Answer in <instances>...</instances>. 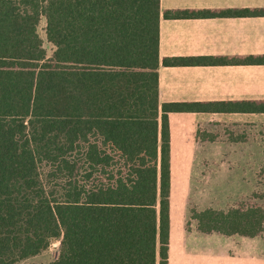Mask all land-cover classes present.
<instances>
[{
  "label": "trees",
  "instance_id": "trees-1",
  "mask_svg": "<svg viewBox=\"0 0 264 264\" xmlns=\"http://www.w3.org/2000/svg\"><path fill=\"white\" fill-rule=\"evenodd\" d=\"M160 20V0H0V264H170L169 113H264V98L160 104ZM193 218L264 231L262 205ZM56 240L55 259L34 260Z\"/></svg>",
  "mask_w": 264,
  "mask_h": 264
},
{
  "label": "crops",
  "instance_id": "crops-1",
  "mask_svg": "<svg viewBox=\"0 0 264 264\" xmlns=\"http://www.w3.org/2000/svg\"><path fill=\"white\" fill-rule=\"evenodd\" d=\"M160 6L158 70L160 104L264 98V64L239 62L248 56L264 55V0H160ZM227 9H250L252 13L249 15L208 13ZM167 11H185L190 14L179 17L165 16ZM165 57H224L231 61L223 64L165 65L163 63ZM247 114L257 113H169L171 193L173 146L176 147L175 155L180 151L178 147H185L182 153L195 156L193 161L184 167L185 175L192 179L196 176L194 165L212 161L213 146L217 143L224 144L225 139H222L221 131L219 133L215 131L217 128L219 130L221 125H225V128L220 130L226 129L234 133L233 138H227V142L238 145L244 142L246 134L239 135L237 130L243 127L246 121L256 119L246 116ZM190 146L198 148L191 150ZM181 176L179 182L183 187L179 186V192L183 197L185 189H188V178L183 179ZM182 180L187 181L182 183ZM189 223V217L184 218L181 223L184 227L181 239L185 242L192 233H195L189 230ZM171 230L170 206L169 262L173 264ZM188 251L182 250L179 253L181 261L175 264H197L196 261L192 262V259L199 254Z\"/></svg>",
  "mask_w": 264,
  "mask_h": 264
},
{
  "label": "rangeland",
  "instance_id": "rangeland-1",
  "mask_svg": "<svg viewBox=\"0 0 264 264\" xmlns=\"http://www.w3.org/2000/svg\"><path fill=\"white\" fill-rule=\"evenodd\" d=\"M44 28L43 19L39 25V32L50 55L52 45L46 40ZM242 116L244 117L243 114ZM246 116L256 119L246 121L245 125L237 130L239 135L246 134L245 143L240 142L238 145L227 142L233 138L234 133L226 129L220 130L225 128V125H221V128L215 131L217 133L221 131L222 139H225L224 144L217 143L213 146L212 161L194 165L196 176H192V179L185 175L184 167L193 161L195 156L182 153L185 147H178L180 151L175 155L176 147L173 146L171 193L173 264L181 261L179 253L182 250L197 252L199 255L192 259V262L196 261L197 264H264V231L254 237L239 233L227 235L217 231L207 233L199 229V221L193 218V211L228 210L239 205L245 208L252 205L264 207V114ZM189 148L193 150L198 147ZM180 176L183 179L188 178L185 197L179 192V186L183 187L179 182ZM187 180H182V183ZM188 217L189 230L195 233H192L185 242L181 239L184 230L181 223ZM201 231L203 233H200ZM59 249L60 241L56 240L46 253L34 260L38 262L53 260L58 256Z\"/></svg>",
  "mask_w": 264,
  "mask_h": 264
}]
</instances>
